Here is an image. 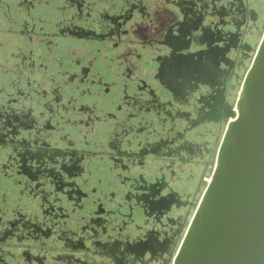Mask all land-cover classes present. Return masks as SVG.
<instances>
[{"label":"flooded vegetation","instance_id":"obj_1","mask_svg":"<svg viewBox=\"0 0 264 264\" xmlns=\"http://www.w3.org/2000/svg\"><path fill=\"white\" fill-rule=\"evenodd\" d=\"M253 2L264 15L261 0ZM138 9L115 8L111 0H0V116L10 122L2 141L7 148L0 145V220L8 225L0 234V264H120L124 234L148 226L150 209L134 203L151 199L153 181L181 189L173 211L190 208L206 168L203 145L219 131L212 101L200 96L199 107L192 97L173 103L154 86L155 68L147 64L164 55L156 50L161 46L145 43L140 55L127 54V17L142 18L140 2ZM249 22L250 34H233L238 60L253 57L259 42V26ZM241 70L237 65L234 75ZM226 88L220 83L216 90ZM151 131L155 138L142 136ZM37 140L48 167H36L37 152L26 150ZM113 142L132 151H117ZM150 150L163 170L133 180L129 163ZM57 161L63 178L51 167ZM118 204L131 207L115 223L108 215ZM90 215L100 218L98 228ZM95 252L112 260L95 261Z\"/></svg>","mask_w":264,"mask_h":264},{"label":"snow or ice","instance_id":"obj_2","mask_svg":"<svg viewBox=\"0 0 264 264\" xmlns=\"http://www.w3.org/2000/svg\"><path fill=\"white\" fill-rule=\"evenodd\" d=\"M129 2L135 6L136 0ZM261 3L264 4V0H261ZM249 4H252L251 12H248ZM140 9L143 18L131 12L128 14L124 35L129 39L125 51L129 56L140 55L137 49L145 46V43L161 46L156 50L162 51L168 59L160 67L158 82L154 81V86L165 93H174L175 99L171 94L168 96L169 101L173 103L175 100H187L192 97L193 106L199 107L197 98L203 96L205 101L211 98L210 117L217 122L219 131L215 133L213 142L203 145L208 150L200 153L206 168L190 208L181 212L173 211L174 206L180 203L176 193L181 189L171 183L161 181L157 184L153 181L150 191L153 207L145 218V224L148 226L138 224V230L125 233L117 247L120 249V264H180L185 251L189 250V241L198 214L203 212L206 198L217 180L221 179L225 150L231 151L230 136L234 130L239 132L248 118L245 95L248 93L254 69L257 66L264 67V63H261L264 39L259 42L257 58L253 61L254 66H251L248 63L252 60L251 54L246 59H237L232 48L235 42L233 34L239 32L245 35V29L250 34L254 30V25L249 22L251 20L259 26L258 35L264 37V15L258 14L253 0H140ZM120 23L122 27L125 26V21ZM163 46H167L166 51ZM255 50L256 44L253 43V51ZM143 58L141 55V59ZM237 65H242L243 70L234 75ZM221 81L227 88L217 91V85ZM206 85L210 87L205 88ZM187 111L190 112L191 109ZM9 123L0 116V145L10 131ZM19 131L17 129V132ZM13 136L23 139L16 133H13ZM128 140L131 141V137H128ZM39 145L38 140L29 143L26 150L36 151L37 154L32 156L33 160H39L36 167L45 168L49 165L45 163L44 155L38 151ZM2 146L7 148V145ZM112 147L117 148V151H132L131 148L120 149L115 142ZM171 147L179 151L176 141L172 142ZM16 151L20 152L21 149L17 147ZM28 162L25 157V163ZM124 163L127 164V161ZM58 165L60 161L51 167L63 178ZM63 167L71 174V167L66 160ZM7 227L8 225L0 220V234H3ZM27 227L32 230L30 225Z\"/></svg>","mask_w":264,"mask_h":264},{"label":"water","instance_id":"obj_3","mask_svg":"<svg viewBox=\"0 0 264 264\" xmlns=\"http://www.w3.org/2000/svg\"><path fill=\"white\" fill-rule=\"evenodd\" d=\"M139 2L136 0L135 3L138 14ZM111 3L115 8L133 6L129 0H111ZM257 38L259 42L264 39L260 35ZM259 42L251 66H254L253 61L257 58ZM163 47L166 51L167 46ZM167 59V56L159 55L147 64L155 68L154 79L157 80L160 67ZM261 63H264V49ZM170 94L175 99L174 93ZM245 101L248 104V118L239 132L234 130L230 136L231 151L225 150L221 179L217 180L206 198L203 212L198 214L189 250L185 251L180 264H264V67L254 69ZM211 121H199L197 125ZM142 136L145 139L155 138L153 131L148 136ZM143 155L140 161L129 163L127 171L132 173L133 180L141 174L152 178L164 168L153 157L151 150ZM134 206L151 209L153 201L136 197ZM126 207H131V204H118L109 211V219L115 223L123 222ZM89 220L94 228H98L99 217L90 215ZM93 257L95 261L112 260V256H103L101 252H95Z\"/></svg>","mask_w":264,"mask_h":264}]
</instances>
